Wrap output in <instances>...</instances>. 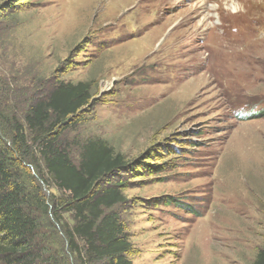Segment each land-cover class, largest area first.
Wrapping results in <instances>:
<instances>
[{"label":"rangeland","instance_id":"rangeland-1","mask_svg":"<svg viewBox=\"0 0 264 264\" xmlns=\"http://www.w3.org/2000/svg\"><path fill=\"white\" fill-rule=\"evenodd\" d=\"M60 81L91 84L89 104L58 128L74 162L100 137L131 165L101 187L121 184L127 197L116 210L133 264H254L264 247V0H0L9 106L24 111ZM25 167L51 206L38 212L57 228H45L50 254L76 262L53 213L62 192ZM62 218L73 224L71 212Z\"/></svg>","mask_w":264,"mask_h":264},{"label":"trees","instance_id":"trees-1","mask_svg":"<svg viewBox=\"0 0 264 264\" xmlns=\"http://www.w3.org/2000/svg\"><path fill=\"white\" fill-rule=\"evenodd\" d=\"M7 96L0 93V259L6 264L52 260L53 264H77L78 254L84 263L133 264L128 257L132 243L116 210L127 197L121 184L101 187L129 168V161L107 140L92 137L82 144L77 164L60 140L64 129L58 128H67L72 117L89 104L91 84L60 81L46 98L32 101L20 112L9 106ZM25 165L35 167L45 183L50 180L62 192L54 198L53 213L76 262L50 254L45 228H57L55 223L45 224L38 212L46 216L51 206L38 194V182ZM67 212L72 214V225L62 221V213ZM46 250L51 258L45 259ZM254 264H264V247Z\"/></svg>","mask_w":264,"mask_h":264},{"label":"bare ground","instance_id":"bare-ground-1","mask_svg":"<svg viewBox=\"0 0 264 264\" xmlns=\"http://www.w3.org/2000/svg\"><path fill=\"white\" fill-rule=\"evenodd\" d=\"M231 7H232L233 9H235V10H236V9L238 8V5H237V4H235V3H232V4H231Z\"/></svg>","mask_w":264,"mask_h":264},{"label":"water","instance_id":"water-1","mask_svg":"<svg viewBox=\"0 0 264 264\" xmlns=\"http://www.w3.org/2000/svg\"><path fill=\"white\" fill-rule=\"evenodd\" d=\"M67 122H68V121H67ZM67 122H66V123H67Z\"/></svg>","mask_w":264,"mask_h":264}]
</instances>
